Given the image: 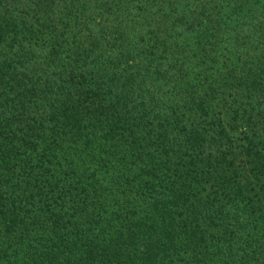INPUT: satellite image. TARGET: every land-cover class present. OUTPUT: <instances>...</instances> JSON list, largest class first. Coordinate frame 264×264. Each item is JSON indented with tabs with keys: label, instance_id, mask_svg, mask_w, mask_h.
<instances>
[{
	"label": "trees",
	"instance_id": "obj_1",
	"mask_svg": "<svg viewBox=\"0 0 264 264\" xmlns=\"http://www.w3.org/2000/svg\"><path fill=\"white\" fill-rule=\"evenodd\" d=\"M0 264H264V0H0Z\"/></svg>",
	"mask_w": 264,
	"mask_h": 264
}]
</instances>
